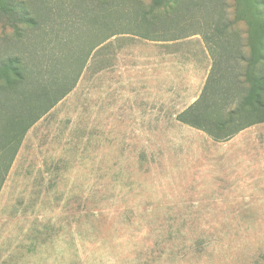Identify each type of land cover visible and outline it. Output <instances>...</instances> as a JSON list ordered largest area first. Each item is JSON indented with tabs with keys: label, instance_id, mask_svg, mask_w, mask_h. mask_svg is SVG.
<instances>
[{
	"label": "rangeland",
	"instance_id": "1",
	"mask_svg": "<svg viewBox=\"0 0 264 264\" xmlns=\"http://www.w3.org/2000/svg\"><path fill=\"white\" fill-rule=\"evenodd\" d=\"M22 1L44 29L25 25L22 38L0 20V57L28 63L21 89L70 91L5 176L0 264H264V124L244 129L237 151L175 119L213 65L202 0H181L191 7L177 28L160 21L170 41L133 35L138 12L120 0L97 27L74 0ZM209 1L215 38L224 28L233 50L241 37L248 57L256 24L237 18H251L250 0Z\"/></svg>",
	"mask_w": 264,
	"mask_h": 264
},
{
	"label": "trees",
	"instance_id": "2",
	"mask_svg": "<svg viewBox=\"0 0 264 264\" xmlns=\"http://www.w3.org/2000/svg\"><path fill=\"white\" fill-rule=\"evenodd\" d=\"M74 1L75 7L78 5L83 8V20L89 18L90 21L87 22L94 27H97L98 21L113 9V0ZM120 1L127 9H136L138 12V30L133 35L150 41L177 39L170 33V29L166 31L167 34L158 30L160 21L166 22L167 27L177 28L180 21H175L174 15L180 11H190L191 7V4L182 3L181 0H152L150 7L146 8L140 7L132 0ZM211 6L209 0L195 4V8L202 14V21L198 23L201 29L198 33L208 44L213 65L198 100L175 116V119L202 131L214 141L222 142L240 130L264 124V0H250L251 18H248L250 15H239L237 18L248 19L247 22L250 20L251 24H256L255 29H250L247 38L250 50L248 57L238 44L242 41L241 37H234L238 47L233 50L226 48V44L230 42L227 41L224 28L217 33V39L215 38L214 32H211ZM160 9L164 11L159 12ZM50 12V8H47V13ZM0 20L6 22V25L22 38H25V32L28 31L24 29L25 25L32 26L30 33H39L44 29V19L41 21L32 16L22 0H0ZM195 34L196 32H192L189 35ZM230 58L233 61H230ZM231 62L246 65L237 69ZM27 67L28 63L22 57H0V189L27 130L70 91V88H67L51 98L47 88L33 92L21 89L27 78ZM56 83H60V80ZM10 97L19 98V105L12 107L14 100H10ZM27 99L30 102H26ZM45 102L46 105H43ZM10 107L13 109L9 110Z\"/></svg>",
	"mask_w": 264,
	"mask_h": 264
},
{
	"label": "crops",
	"instance_id": "3",
	"mask_svg": "<svg viewBox=\"0 0 264 264\" xmlns=\"http://www.w3.org/2000/svg\"><path fill=\"white\" fill-rule=\"evenodd\" d=\"M205 81H206V79H205ZM203 87H204V84H203V86H202V88L200 87V89L198 90V94H197V96L194 98V99H192V101L189 103V105H187L184 109H182L181 111H179L177 114H175V116H177L178 114H180L182 111H184L186 108H188L190 105H192L193 103H195L197 100H198V98H199V96H200V94H201V91H202V89H203ZM256 125H263V124H256ZM256 125H253V126H256ZM253 126H251V127H253ZM249 128V127H248ZM244 130V129H243ZM243 130H240V131H238L237 133H234L232 136H230L226 141H222V142H218V141H214L211 137H209L208 135H206L205 133V135L207 136V137H209L213 142H218V143H225V145L226 146H228V147H230L231 149H234V150H244L248 145H247V142H245L244 140H245V138H243L241 135L243 134ZM245 130H246V128H245ZM199 131V130H198ZM202 132V131H201ZM203 133V132H202Z\"/></svg>",
	"mask_w": 264,
	"mask_h": 264
}]
</instances>
